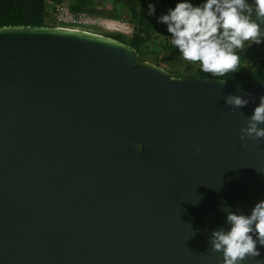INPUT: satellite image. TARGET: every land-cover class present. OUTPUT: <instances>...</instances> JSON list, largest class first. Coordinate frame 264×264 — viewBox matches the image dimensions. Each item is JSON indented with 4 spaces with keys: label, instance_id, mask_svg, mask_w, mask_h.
<instances>
[{
    "label": "water",
    "instance_id": "1",
    "mask_svg": "<svg viewBox=\"0 0 264 264\" xmlns=\"http://www.w3.org/2000/svg\"><path fill=\"white\" fill-rule=\"evenodd\" d=\"M221 80L94 32L1 27L0 264H219L222 206L264 200V139L240 140L264 80Z\"/></svg>",
    "mask_w": 264,
    "mask_h": 264
},
{
    "label": "clouds",
    "instance_id": "2",
    "mask_svg": "<svg viewBox=\"0 0 264 264\" xmlns=\"http://www.w3.org/2000/svg\"><path fill=\"white\" fill-rule=\"evenodd\" d=\"M253 11L264 18V0H254V5L247 0H202L198 4L180 0L167 14L160 15L158 22L167 26L172 45L185 61L198 64L213 77H224L240 70L241 56L237 50L244 49L245 42L264 43V33L253 19ZM147 12L149 16L155 15V3L148 4ZM224 99L233 110L242 109L249 104L252 94L245 91L243 96L230 94ZM245 139H264V94L240 128V140ZM221 211L225 213L227 227L217 228L209 236L210 251L221 254L219 264L256 260L261 254L258 246H264V200L256 202L247 213L240 208L233 211L227 205ZM256 264L262 262L257 260Z\"/></svg>",
    "mask_w": 264,
    "mask_h": 264
},
{
    "label": "trees",
    "instance_id": "3",
    "mask_svg": "<svg viewBox=\"0 0 264 264\" xmlns=\"http://www.w3.org/2000/svg\"><path fill=\"white\" fill-rule=\"evenodd\" d=\"M180 0H71L69 10L73 13H86L102 18H124L132 26L130 36L121 34L106 35L128 45L137 54L139 61L152 55L150 62L165 70L169 77L179 79L217 78L232 82L236 80L239 87L249 81L264 80V43L260 45L245 42L244 49H238L241 56V68L236 73H227L224 77H213L201 70L198 64L185 61L178 49L171 43V34L167 26L158 22L162 14L174 8ZM194 4L202 0H190ZM254 5V0H247ZM155 3L156 13L149 16L147 6ZM51 5H63L65 0H0L1 27H41L51 26L47 22V8ZM107 7V8H106ZM253 19L260 24L264 33V18H259L253 11ZM251 44V46H249Z\"/></svg>",
    "mask_w": 264,
    "mask_h": 264
},
{
    "label": "built area",
    "instance_id": "4",
    "mask_svg": "<svg viewBox=\"0 0 264 264\" xmlns=\"http://www.w3.org/2000/svg\"><path fill=\"white\" fill-rule=\"evenodd\" d=\"M70 1L65 0V4L54 6V12L51 13L55 22L54 27L92 32L88 28L99 25V18L86 13L71 12L68 7Z\"/></svg>",
    "mask_w": 264,
    "mask_h": 264
},
{
    "label": "rangeland",
    "instance_id": "5",
    "mask_svg": "<svg viewBox=\"0 0 264 264\" xmlns=\"http://www.w3.org/2000/svg\"><path fill=\"white\" fill-rule=\"evenodd\" d=\"M55 5L49 4L47 11H48V16H47V22L51 27L55 25V22L52 18L51 13L54 12V7ZM107 8V7H106ZM96 17V16H95ZM100 20V24L88 28L90 31L101 34V35H112V34H121L124 36H130L132 33V26L131 24L126 21L124 18H115V19H109V18H102V17H97ZM152 55H148L145 57L146 62L152 64L150 62Z\"/></svg>",
    "mask_w": 264,
    "mask_h": 264
}]
</instances>
